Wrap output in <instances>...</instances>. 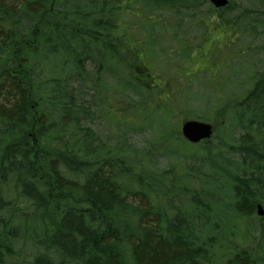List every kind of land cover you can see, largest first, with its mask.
<instances>
[{"label": "trees", "instance_id": "1", "mask_svg": "<svg viewBox=\"0 0 264 264\" xmlns=\"http://www.w3.org/2000/svg\"><path fill=\"white\" fill-rule=\"evenodd\" d=\"M107 2L0 0V264H264V215L256 214L264 204V75L257 73L251 89L223 107L221 116L230 117L225 122L239 135L233 144L195 148L180 140L188 147L175 157L182 178L190 176L186 180L200 186L180 187L182 197L161 203L162 178L151 181L152 188L149 173L160 172L172 151L166 148L154 159L153 141L126 134L135 120V125L149 120L137 112L144 104L121 92L124 104L137 108L129 107L132 122L113 116L120 132L114 138L98 130V119H106L87 105V81L95 82L104 55L98 50L91 57L90 46L94 56L100 39L119 34ZM135 3L154 17L164 11L171 21L162 24H174L175 40L183 42L191 26L196 34L206 32L207 18L195 14L204 3L211 7L207 0ZM246 4L237 16L240 26L263 33L264 0ZM211 12L216 13L212 7ZM152 29L146 37L151 46L135 43V57L152 55ZM196 34L188 38L187 50ZM34 53L38 57L30 58ZM139 82L126 75L111 88L99 84L91 92L114 95L126 85L139 97L145 91ZM191 117L210 122L207 115L186 119ZM133 127L147 132L146 125ZM135 137L140 140L135 148L145 154L131 148ZM146 156L153 159L149 168L141 163ZM123 162L138 170L134 179L145 181L144 190L128 180L135 171L116 169Z\"/></svg>", "mask_w": 264, "mask_h": 264}, {"label": "rangeland", "instance_id": "2", "mask_svg": "<svg viewBox=\"0 0 264 264\" xmlns=\"http://www.w3.org/2000/svg\"><path fill=\"white\" fill-rule=\"evenodd\" d=\"M107 1L106 6L110 7L111 13L119 20V22L117 21L118 24H115L119 34L115 38L100 39L101 44L97 45L94 56H92L94 50L90 46L91 57L96 58L98 50L102 51L104 55L100 59L102 70L100 69L95 75L97 76L94 79L95 82L87 81V88L89 89V94L86 95L87 105L90 107L89 110L92 114H96V116L103 114L106 119H98V130L108 138H114L116 117L126 119L127 122L135 120L132 111L129 109L132 102L124 104L125 96L127 99H133L132 101L144 104V108L137 109V112H141V114L143 112L147 117L149 116V120L146 124L137 125H146L147 132L140 133L143 129L137 130V127H133L137 126L135 124L138 121L135 120V123L130 124V127L137 133L127 128L126 134L129 137L137 134L139 138L147 142L146 144L153 141L149 149V156L154 159L161 157L160 152H164L166 148L169 149L168 151H172L171 155L163 158L162 163L165 166H158L161 171L153 170L148 175L152 188L155 185L152 186L151 181L156 183V180L160 181L158 180L159 177L162 178L158 186L161 189L159 193L163 192L162 195L166 198L159 199V202L162 203L163 200L176 202L183 194L179 190L180 187L187 191L200 186L198 180H186L190 176H187L184 180L182 178L184 173L182 167L176 163L175 157L180 152H185L182 148H188L185 144H181L180 140L189 144L181 135V124L188 116L207 115L210 118V123L214 126L213 134L205 142L190 143V145H194L195 148L202 145L213 147L223 141L233 144V139L239 136L236 131L237 128L231 126L230 123H226L225 121H229L230 117L228 118L227 115L225 117L221 116V112L225 110L223 107L226 103L229 105L235 104L236 98H241L245 92L251 89L257 73V77L260 74L264 75V30H262L263 33H260L259 29L257 31L251 29V31L245 25L240 26L241 21H238L237 16L243 12V8L247 7L246 3L252 0L248 2L245 0H229L230 4L220 8L216 13H210L212 6L210 7L204 3L195 15L207 18L203 21L206 32L201 35L196 34L197 30H194L191 26L188 28L189 34L184 37L185 42L173 38L176 35L173 28L174 24L169 26L162 24V21L166 23H168L166 20L171 21L169 18L164 19L166 17L164 11L155 12L157 17L159 14L161 15V20L154 22L157 17H154L153 12L146 14L143 10H138L137 7H141V5L136 4L135 0ZM233 20L235 21L233 22ZM172 22H175V20H172ZM152 27L154 28L152 34L155 37L152 44L154 50L152 55L150 56V51L145 58L135 57L133 54L135 43L142 45L144 42L145 48L151 46L146 37L147 32ZM123 33H125L124 37L122 36ZM194 34L197 36L194 40H191V47L187 50L189 48L188 38L195 36ZM122 40L124 41L122 42ZM38 55V53H34L29 57L35 58ZM40 65L41 60L39 59ZM128 72L135 75L128 74ZM65 73L59 72L58 75L64 77ZM126 75L133 80L136 77V80L142 83L139 82L142 88L145 89L143 92L146 94L142 93V96H135L126 85L122 88V91L119 90L120 94L117 91L113 95L104 89L99 90L97 95L91 92V89L99 88V84L111 88L116 81L125 80ZM121 92L126 93V95L124 96ZM92 93L93 97L91 99L90 95ZM115 95H118V97ZM136 105L132 104L131 108H137ZM155 109L156 111H154ZM113 116L116 117L113 119ZM116 133L120 134V132ZM229 135L230 137H228ZM220 137L223 139H220ZM154 139H156V142ZM160 140H164L162 142L163 146L158 148L161 142H157ZM139 141L135 137L131 142V148L135 153L142 155L145 154V149L135 148ZM43 143L47 144V141ZM174 150H177V152ZM149 156L141 158V163L146 168H149L151 162H153V159ZM188 162H191V160ZM120 166L135 171L131 174V179L128 178V180L136 184V187L144 190L145 181L138 184L134 179L139 173L134 165L131 162H123L116 166V169H119ZM215 168L216 172H219L220 169L216 163ZM228 170L230 169L228 168ZM175 180H178V183ZM261 206L264 212V204H261ZM246 224H248V221H246ZM227 251L228 249L226 253H229Z\"/></svg>", "mask_w": 264, "mask_h": 264}, {"label": "water", "instance_id": "3", "mask_svg": "<svg viewBox=\"0 0 264 264\" xmlns=\"http://www.w3.org/2000/svg\"><path fill=\"white\" fill-rule=\"evenodd\" d=\"M215 8L224 7L228 0H208ZM214 127L211 123L190 119L181 124V134L184 139L190 143H198L211 137ZM263 209L260 204L257 205V214L263 215Z\"/></svg>", "mask_w": 264, "mask_h": 264}, {"label": "flooded vegetation", "instance_id": "4", "mask_svg": "<svg viewBox=\"0 0 264 264\" xmlns=\"http://www.w3.org/2000/svg\"><path fill=\"white\" fill-rule=\"evenodd\" d=\"M213 9H214V8H213ZM214 10L217 12L219 9H216V8H215ZM229 42H231V41H229Z\"/></svg>", "mask_w": 264, "mask_h": 264}]
</instances>
